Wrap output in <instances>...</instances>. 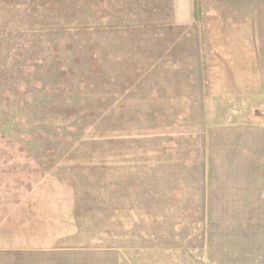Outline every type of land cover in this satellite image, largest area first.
<instances>
[{
  "label": "rangeland",
  "instance_id": "1",
  "mask_svg": "<svg viewBox=\"0 0 264 264\" xmlns=\"http://www.w3.org/2000/svg\"><path fill=\"white\" fill-rule=\"evenodd\" d=\"M0 264H264V0H0Z\"/></svg>",
  "mask_w": 264,
  "mask_h": 264
}]
</instances>
